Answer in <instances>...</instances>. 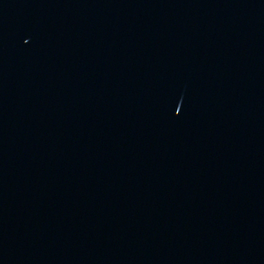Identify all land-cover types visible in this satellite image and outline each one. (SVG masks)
Returning a JSON list of instances; mask_svg holds the SVG:
<instances>
[{
    "label": "water",
    "instance_id": "95a60500",
    "mask_svg": "<svg viewBox=\"0 0 264 264\" xmlns=\"http://www.w3.org/2000/svg\"><path fill=\"white\" fill-rule=\"evenodd\" d=\"M0 264H264V0H0Z\"/></svg>",
    "mask_w": 264,
    "mask_h": 264
}]
</instances>
